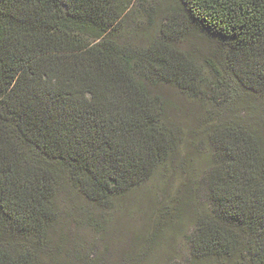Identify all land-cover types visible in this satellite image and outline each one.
Here are the masks:
<instances>
[{"label":"trees","instance_id":"16d2710c","mask_svg":"<svg viewBox=\"0 0 264 264\" xmlns=\"http://www.w3.org/2000/svg\"><path fill=\"white\" fill-rule=\"evenodd\" d=\"M133 1L0 0V264H44L75 193L108 207L203 138L189 264H264V126L235 113L241 89L264 100V0H172L159 36L130 47ZM167 89L213 108L189 125Z\"/></svg>","mask_w":264,"mask_h":264},{"label":"rangeland","instance_id":"374dc122","mask_svg":"<svg viewBox=\"0 0 264 264\" xmlns=\"http://www.w3.org/2000/svg\"><path fill=\"white\" fill-rule=\"evenodd\" d=\"M171 4L172 0H134L126 16L124 37L119 41L126 46L143 47L148 40L157 38ZM182 47L204 51L208 44L190 36ZM201 54L205 52L197 55ZM166 92L178 110H184L189 125L202 109L213 108L204 99L198 103L176 90ZM237 102L238 117L257 127L264 126L263 99L241 89ZM230 112L227 109L224 115L227 117ZM194 144L197 148H189L184 159L161 166L149 181L108 207L88 203L75 193L73 202L79 214L58 227L57 236L61 235L62 241L56 239L55 249L47 250L44 264H189L195 216L202 213L201 206L208 209L206 179L211 163L206 140H196ZM183 180L188 184L186 189H182ZM181 195L191 198L182 212L176 203ZM81 207L88 219L81 218Z\"/></svg>","mask_w":264,"mask_h":264}]
</instances>
